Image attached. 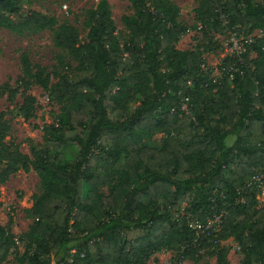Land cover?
Returning a JSON list of instances; mask_svg holds the SVG:
<instances>
[{"label": "trees", "instance_id": "16d2710c", "mask_svg": "<svg viewBox=\"0 0 264 264\" xmlns=\"http://www.w3.org/2000/svg\"><path fill=\"white\" fill-rule=\"evenodd\" d=\"M22 1L0 0V26L19 35L54 27L39 13L14 22ZM128 1L134 15L123 19L126 43L102 1L87 13L85 44L72 25L54 31L62 71L53 75L21 56V88L40 87L60 113L32 159L6 144L10 128L0 114L1 181L34 170L41 182L29 232L19 239L0 225V264L10 257L17 264H148L163 251L176 253L177 264L205 255L228 264L220 241L230 238L243 264H264V203L258 209L259 191L242 190L264 168V38L241 61L226 59L215 82L198 51L177 48L188 29L174 0ZM202 9L207 29L224 31L219 9L239 36L264 32V0H201ZM17 94L11 91L12 102ZM36 104L27 96L14 113L31 120ZM160 132V148L143 145ZM67 146L76 148L75 159L63 153ZM215 217L220 224L208 235L190 226Z\"/></svg>", "mask_w": 264, "mask_h": 264}, {"label": "rangeland", "instance_id": "374dc122", "mask_svg": "<svg viewBox=\"0 0 264 264\" xmlns=\"http://www.w3.org/2000/svg\"><path fill=\"white\" fill-rule=\"evenodd\" d=\"M102 1L109 4L117 28V38L122 44L126 43L129 39V31L123 19L134 15L128 0H23L22 10L18 16L13 17L14 22L19 23L39 13L54 22V27L34 28L19 35L0 26V114H5L4 120L8 122L10 128L5 142L31 159L36 152L46 148L44 128L57 123L60 108L52 102L50 94L38 86H33L29 91L24 92L20 86L21 56L24 53L28 54L34 64L46 68L54 75L57 72L56 68L60 67L57 57L62 54L54 43V31L63 24L72 25L79 32L81 44H85L89 32L85 25L87 13L96 10ZM174 3L180 8L182 25L188 29V34L181 38L177 48L181 51H198L205 62L202 67L203 73L209 75L215 82L218 81L222 76L224 61L234 56L231 50V45L235 42L234 32L229 30L228 24L222 25L223 32L218 31L214 26L207 29L203 22L206 18L203 11L206 9L201 10L202 14L199 10L201 0H174ZM215 13L222 14L219 9ZM263 38L264 32L261 30L249 36L253 43ZM60 70L62 71L61 67ZM57 81L58 79L53 76V83ZM16 89L18 94L12 102L9 98L10 93ZM27 96L37 100L35 116L31 120L20 118L14 113ZM190 104L191 101L187 102V109ZM186 113H189L188 110ZM163 138L162 132L157 133L152 138L144 140L143 145L158 149ZM63 153L68 159H75L78 152L73 146H67ZM4 169V166L0 167V173ZM40 188V178L34 170L30 172L20 170L8 176L4 182L0 177V225L19 239L29 232L33 224L29 212L34 206L35 197L40 195ZM257 199L263 205L264 195L259 194ZM220 243L229 249L228 264H243L244 258L240 248L232 238ZM18 248L19 252L23 253L25 243L19 241ZM175 257L176 253L163 251L155 254L148 264H177ZM4 264H17V262L15 257H10ZM179 264L196 263L185 260ZM198 264H217V257L211 258L205 255Z\"/></svg>", "mask_w": 264, "mask_h": 264}, {"label": "built area", "instance_id": "2783aa9c", "mask_svg": "<svg viewBox=\"0 0 264 264\" xmlns=\"http://www.w3.org/2000/svg\"><path fill=\"white\" fill-rule=\"evenodd\" d=\"M220 21L223 26H226L228 24V18L222 13L220 15ZM234 32V31H232ZM235 34V42L231 45L232 52L234 53V56L238 57L240 61L242 60L241 57L247 50V46L253 41L249 39V37L245 38L242 36H239L236 32ZM235 71L230 72V78H234ZM187 102H189V99L184 100L182 105V111H187ZM244 192L250 193L252 190H258V195L263 194L264 195V168L258 169L255 174L252 175V177L245 183L243 189ZM257 195V196H258ZM262 205L259 204L258 209H261ZM220 224V217H215L213 221L208 223L207 225L202 224H191L190 226L197 231V233H201L203 235H208V232L210 229H212L214 226Z\"/></svg>", "mask_w": 264, "mask_h": 264}]
</instances>
